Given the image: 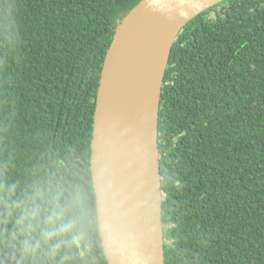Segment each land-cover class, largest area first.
Masks as SVG:
<instances>
[{
	"label": "trees",
	"instance_id": "16d2710c",
	"mask_svg": "<svg viewBox=\"0 0 264 264\" xmlns=\"http://www.w3.org/2000/svg\"><path fill=\"white\" fill-rule=\"evenodd\" d=\"M139 1L0 0V264H108L93 115ZM158 147L165 264H264V0H221L177 34Z\"/></svg>",
	"mask_w": 264,
	"mask_h": 264
},
{
	"label": "water",
	"instance_id": "95a60500",
	"mask_svg": "<svg viewBox=\"0 0 264 264\" xmlns=\"http://www.w3.org/2000/svg\"><path fill=\"white\" fill-rule=\"evenodd\" d=\"M221 0H140L114 28L95 99L90 172L108 264H165L158 112L177 34Z\"/></svg>",
	"mask_w": 264,
	"mask_h": 264
}]
</instances>
